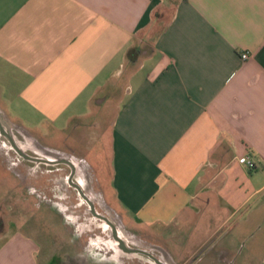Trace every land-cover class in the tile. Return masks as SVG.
Listing matches in <instances>:
<instances>
[{"label":"crops","instance_id":"crops-1","mask_svg":"<svg viewBox=\"0 0 264 264\" xmlns=\"http://www.w3.org/2000/svg\"><path fill=\"white\" fill-rule=\"evenodd\" d=\"M0 115L90 136L51 146L127 229L178 226L174 262L215 240V264H264V0H0ZM26 220L0 231V264H106L39 257Z\"/></svg>","mask_w":264,"mask_h":264},{"label":"rangeland","instance_id":"rangeland-1","mask_svg":"<svg viewBox=\"0 0 264 264\" xmlns=\"http://www.w3.org/2000/svg\"><path fill=\"white\" fill-rule=\"evenodd\" d=\"M23 124L27 129L32 128L29 125L31 123L27 119L23 120ZM38 131L40 133H31L29 135L30 139L37 141L38 145L47 149L49 153L57 152L73 157L67 154V151H61L56 146H51V143L54 141L52 139H55V142L59 143L58 146L65 148L70 143L72 145L75 142L82 148L91 144V140L88 139L90 136L82 132H67L65 134L55 135V138H52L54 133L50 128L41 126L38 128ZM17 141L20 145L24 144L22 142L23 140L19 137ZM17 159L18 156L16 153L10 149L7 140L0 134V230L5 227L8 218L16 220L20 215H23L28 220L20 228L23 232L36 237L40 249L39 257H56L55 253L57 252L59 253V256L57 255L58 257L86 255L89 251L90 253H96L97 256L95 257H99V254H102L104 250L98 245H95L96 243L93 240L99 236L109 240L110 228L89 212L91 207L76 192L70 191V189L68 190L69 192H62L59 181L64 177L63 173H66V171L57 172L55 170L52 172L53 176L51 180L48 177V181L47 178H44L36 183L34 180L28 179L24 185L20 180V177L24 175V171L18 168ZM86 172L90 179L95 200L91 196L87 197L88 201H91L95 213L103 215L111 221L117 231L124 229L128 234H133L139 239H146L150 243L165 247L167 250L169 249L171 258H178L176 252L183 251L185 248V234L178 226L172 225L144 231L127 229L128 227L122 223L121 216L108 204V200L103 196L99 183L95 182L94 175L87 169ZM75 180L82 187L85 184L84 178L79 175H76ZM31 189H37L38 192L41 191V193H46L48 196L45 199H41L40 202L36 195L31 193L33 192ZM49 190L53 192L49 193ZM3 210H6L9 216L6 213H1ZM109 243V245H112L111 242ZM196 252L187 255L184 261L193 258ZM120 258L121 262L118 261L120 264H128L127 257ZM143 260L147 261L145 259ZM105 263L119 264L115 257H107Z\"/></svg>","mask_w":264,"mask_h":264},{"label":"flooded vegetation","instance_id":"flooded-vegetation-1","mask_svg":"<svg viewBox=\"0 0 264 264\" xmlns=\"http://www.w3.org/2000/svg\"><path fill=\"white\" fill-rule=\"evenodd\" d=\"M9 131V132H8ZM7 127L5 124L0 125V134L7 140L10 149H12L16 155L17 166L20 170L24 171V175L20 177L22 184H26L28 179L34 180L38 183L39 180H43L48 177L51 180L55 170L65 172L64 177L59 181L62 187V192L65 193L70 191L76 192L81 198L85 199L91 209L89 210L92 215L104 222L110 228V239H104L103 237H98L93 240L95 245H98L103 249V253L99 254V257L103 260H107V257H115L117 263L121 262L120 257H127L128 264H202L206 259L212 258V261L207 262V264L220 263L222 257H205L213 249L215 240L209 242L205 247L199 250L196 255L190 260H186L183 263L174 262L171 255L166 251V248L160 247L155 243H150L149 240L139 239L133 234H128L124 229L117 231L114 224L105 218L103 215H99L94 212L91 201H88L87 196L93 197V190L91 188L90 179L86 172V169L82 165H67L62 163L58 158H54L50 155L47 149L40 147L37 141L31 140L30 136L23 133L15 127ZM21 138L24 144H19L17 138ZM76 175L84 178L85 184L83 187L76 181ZM66 187V189H64ZM34 195L39 199L47 198L46 193H41L37 189H31ZM53 192L49 190V193ZM95 200V199H94ZM103 232V231H102ZM111 242L112 245H109ZM107 246V248H106ZM109 249V250H108ZM108 251V252H107ZM97 256L96 253L87 252L86 255H78L75 257H92ZM147 260L144 261L143 259ZM141 259V260H139ZM119 261V262H118ZM215 262V263H214ZM225 264H230L224 261ZM62 264H80L79 261H71ZM120 264V263H119Z\"/></svg>","mask_w":264,"mask_h":264},{"label":"water","instance_id":"water-1","mask_svg":"<svg viewBox=\"0 0 264 264\" xmlns=\"http://www.w3.org/2000/svg\"><path fill=\"white\" fill-rule=\"evenodd\" d=\"M2 124H5V126L7 127V131L10 127L9 123L2 117V115H0V125ZM9 132V131H8ZM51 156H53L54 158H58V160H60L62 163L64 164H67V165H80V162L73 158V157H70V156H67V155H63V154H60V153H57V152H51L50 153Z\"/></svg>","mask_w":264,"mask_h":264},{"label":"built area","instance_id":"built-area-1","mask_svg":"<svg viewBox=\"0 0 264 264\" xmlns=\"http://www.w3.org/2000/svg\"><path fill=\"white\" fill-rule=\"evenodd\" d=\"M241 59L243 61L248 59V55L247 54H242L241 55ZM240 164L245 165L246 167H248L249 169H252L254 167L252 161L248 158V157H243L241 159H239L238 161Z\"/></svg>","mask_w":264,"mask_h":264},{"label":"trees","instance_id":"trees-1","mask_svg":"<svg viewBox=\"0 0 264 264\" xmlns=\"http://www.w3.org/2000/svg\"><path fill=\"white\" fill-rule=\"evenodd\" d=\"M1 231V230H0Z\"/></svg>","mask_w":264,"mask_h":264}]
</instances>
